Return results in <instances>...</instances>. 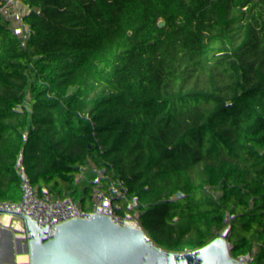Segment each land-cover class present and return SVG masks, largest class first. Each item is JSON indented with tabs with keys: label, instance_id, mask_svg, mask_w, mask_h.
Masks as SVG:
<instances>
[{
	"label": "trees",
	"instance_id": "16d2710c",
	"mask_svg": "<svg viewBox=\"0 0 264 264\" xmlns=\"http://www.w3.org/2000/svg\"><path fill=\"white\" fill-rule=\"evenodd\" d=\"M132 1L0 0V264H264V0L197 46L113 41ZM209 1L173 0L185 34Z\"/></svg>",
	"mask_w": 264,
	"mask_h": 264
},
{
	"label": "built area",
	"instance_id": "2783aa9c",
	"mask_svg": "<svg viewBox=\"0 0 264 264\" xmlns=\"http://www.w3.org/2000/svg\"><path fill=\"white\" fill-rule=\"evenodd\" d=\"M7 4L9 0H4ZM173 0H133L129 5H117L112 8L114 15V38L113 41L120 42L122 33L120 25L125 16H132L137 20L148 23L157 28L166 38L180 42H188L197 46L210 34L224 36L230 31L233 21V14L230 10L231 0H210L207 8L201 14V18L207 19L194 24L193 31L185 34L179 21L176 19L172 10ZM12 12L7 11V17L1 20L3 28L8 29L13 34ZM69 32L60 30L55 43L52 46H40L43 55L55 53L61 50L77 51L68 42ZM244 244L253 250L263 247L257 238L249 232H245L240 238Z\"/></svg>",
	"mask_w": 264,
	"mask_h": 264
},
{
	"label": "rangeland",
	"instance_id": "374dc122",
	"mask_svg": "<svg viewBox=\"0 0 264 264\" xmlns=\"http://www.w3.org/2000/svg\"><path fill=\"white\" fill-rule=\"evenodd\" d=\"M207 19H208V21H209V19H210V17L209 18H204V20H203V22H206L207 23ZM244 233H245V231L244 232H242V233H240V235H239V238H242L243 237V235H244Z\"/></svg>",
	"mask_w": 264,
	"mask_h": 264
},
{
	"label": "water",
	"instance_id": "95a60500",
	"mask_svg": "<svg viewBox=\"0 0 264 264\" xmlns=\"http://www.w3.org/2000/svg\"><path fill=\"white\" fill-rule=\"evenodd\" d=\"M112 160H113V157H112V156H110V157L107 159L108 162H111Z\"/></svg>",
	"mask_w": 264,
	"mask_h": 264
}]
</instances>
